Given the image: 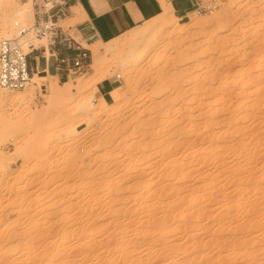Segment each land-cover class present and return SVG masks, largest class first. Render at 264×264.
<instances>
[{
    "label": "rangeland",
    "instance_id": "obj_1",
    "mask_svg": "<svg viewBox=\"0 0 264 264\" xmlns=\"http://www.w3.org/2000/svg\"><path fill=\"white\" fill-rule=\"evenodd\" d=\"M26 3L33 25L31 0L0 5V23ZM200 4L212 12L157 19L147 38L116 40V56L112 41L84 45L91 66L65 82L39 74L24 90L0 88L33 94L29 110L43 111L20 106L9 124L0 104V264H127L133 250L136 264H264V0ZM100 81L117 89L106 106ZM168 213L166 233L140 241Z\"/></svg>",
    "mask_w": 264,
    "mask_h": 264
},
{
    "label": "crops",
    "instance_id": "obj_2",
    "mask_svg": "<svg viewBox=\"0 0 264 264\" xmlns=\"http://www.w3.org/2000/svg\"><path fill=\"white\" fill-rule=\"evenodd\" d=\"M165 1L180 19L187 18L193 10L191 0ZM65 3L67 15L58 19L57 25L83 46L89 47L100 41L108 43L116 40L163 13L161 0H65ZM53 53L42 48L30 56L33 78L38 79L39 74H43L44 78H58L60 82L71 78L66 71L60 70ZM102 81L97 85L98 93L108 103L106 96L112 98L111 92L115 88L112 83Z\"/></svg>",
    "mask_w": 264,
    "mask_h": 264
},
{
    "label": "built area",
    "instance_id": "obj_3",
    "mask_svg": "<svg viewBox=\"0 0 264 264\" xmlns=\"http://www.w3.org/2000/svg\"><path fill=\"white\" fill-rule=\"evenodd\" d=\"M202 0H191L194 12L202 15L212 12L211 6H202ZM35 23L27 25L15 23L13 36L0 42V88L20 91L27 88L33 73L29 58L31 54L44 48L52 54L60 70L72 76L86 71L91 66L90 50L65 33L57 21L67 15L65 0H34ZM47 40V46L37 48L35 41ZM29 50V52H27ZM62 51V55H59ZM74 52V54H71ZM121 76H117V81Z\"/></svg>",
    "mask_w": 264,
    "mask_h": 264
},
{
    "label": "bare ground",
    "instance_id": "obj_4",
    "mask_svg": "<svg viewBox=\"0 0 264 264\" xmlns=\"http://www.w3.org/2000/svg\"><path fill=\"white\" fill-rule=\"evenodd\" d=\"M12 1V0H11ZM31 2H33V0H31ZM161 2H162V7H163V13L160 15V16H158L157 18H155V19H153V20H151V21H149V22H147V23H145L143 26H139V27H137V28H135V29H133L132 31H130V32H128V33H134V35H132V36H139L140 38H147L148 36H150V34H151V32L153 31V29H154V25L155 24H152V22L153 21H155V20H157V19H159V21L162 23V24H171V23H173V22H176V20H179V18L174 14V11H173V9H172V7H171V5L169 4V3H167L165 0H161ZM9 3V0H0V5L1 6H6L7 4ZM22 5V4H21ZM25 6L24 7H21V9H19V8H17L14 12H13V14L11 15L9 12H7L6 11V14H5V12H2V22L0 23V27H1V29L3 30V34L4 35H6V29H8L9 28V25H10V23L12 24H15V23H19V22H23L21 19L22 18H27V19H29V18H31V15L29 14V6H30V3H26V4H24ZM27 6V7H26ZM31 7H32V5H31ZM6 9V8H5ZM31 13V12H30ZM3 14H5L4 16H3ZM21 20V21H20ZM24 21H25V19H24ZM186 24V26H188V23H185ZM191 24V23H190ZM189 24V25H190ZM11 26H13V25H11ZM10 26V27H11ZM140 28H142V30L140 31ZM177 28V27H176ZM13 30V29H12ZM140 31L138 34H137V32L136 31ZM182 30V29H181ZM128 33H126V34H128ZM126 34H124V35H122L121 37H123V36H125ZM1 35H2V32H1ZM121 37H119V38H121ZM137 37H132V39L133 38H137ZM119 38H117L116 40H118ZM116 40H113L112 42H111V44L110 45H108L107 47H106V51L108 52V53H110V54H112V56H116L117 55V53L120 51V49L122 48V44L120 43V42H117ZM130 40H131V38H130ZM137 40V39H136ZM133 41V40H132ZM135 41V40H134ZM99 43H103V42H99ZM107 44V43H106ZM85 45V44H84ZM94 45L95 44H93V45H91V46H93L94 47ZM90 46V47H91ZM93 49H95V48H93ZM92 49V50H93ZM106 51H104V52H106ZM93 52H95V54L97 53V52H99V49L97 48L96 49V51L94 50ZM106 52V53H107ZM94 54V55H95ZM109 55V54H108ZM52 92H50L51 93V100L49 101V103L51 104L52 103V99L53 98H55L57 95H58V90H57V86L56 85H53L52 86ZM96 91L98 90V88H96L95 89ZM30 93V92H29ZM33 95V94H32ZM32 95H17V96H14V97H9L8 95H5V93L4 92H2V91H0V104H3L4 106H6L7 108H8V110L6 111L7 113H9V111L10 112H12L11 114H8L6 117H5V120L9 123V124H14L15 122H17V121H20V118H21V114H17V112H16V109L18 108V107H20V106H22L23 108H26V109H28V111H25V112H23L24 114H25V116H28V117H31V118H37L38 116H40L42 113H43V111L42 110H37L36 111V109L34 110V112H32L31 110H29V108H30V104H31V102L34 100V97L32 96ZM111 96H112V99H115L116 97H117V89L115 88L112 92H111ZM101 100H102V98H101ZM90 103L87 101L86 102V105H89ZM101 105L102 104H104L105 106L107 105L106 104V102H104V100L100 103ZM99 103L97 104L96 102H95V100H93V101H91V104H90V106H92L94 109H96V110H98V108H99V106L98 105H100ZM14 111V112H13ZM91 119L89 118L88 120H87V125H89V124H91ZM175 147V146H174ZM97 179V178H96ZM101 179V178H100ZM107 181V180H106ZM111 183H112V181H110ZM99 183V182H98ZM103 185H105V184H103ZM97 186V185H96ZM92 188V187H91ZM96 189V188H95ZM102 189V188H101ZM104 190V189H103ZM94 192H96V191H94ZM137 192H139V189L137 190ZM140 195V194H139ZM160 197V196H159ZM179 202V201H178ZM125 204V203H124ZM179 204V203H178ZM171 205H173V204H171ZM169 206V205H168ZM176 206V205H175ZM174 207V206H173ZM176 209V208H175ZM153 210V209H152ZM158 210V209H157ZM183 210V209H182ZM186 210V209H185ZM253 211H257L258 213L260 212V209L258 210V208H255V209H253ZM163 212V211H162ZM150 214H151V212H150ZM155 214V213H154ZM167 215V214H166ZM151 216V215H150ZM154 216V215H153ZM165 216V215H164ZM172 216L171 215H169V213H168V217H166L165 216V218L164 217H162L161 216V218H163V219H159V218H157L156 220H155V222H153L154 224H152V225H154L155 227H152V225H150L149 226V224H141L142 225V228L140 227V231L142 230V232H141V234H140V232H139V239H140V241H142V242H146L148 239H149V242H150V240L152 239V238H150L151 236H150V234L152 233V231H153V228H156V232L158 231H161V233L164 231H166L169 227H167V226H169V225H171V220H169V218H171ZM152 219V218H151ZM191 219L192 218H186L185 219V223L187 222H190L191 221ZM174 220V219H173ZM149 221L151 222L152 220H150L149 219ZM146 222V221H145ZM149 222V223H150ZM169 222H170V224H169ZM80 223V222H79ZM78 223V224H79ZM148 223V222H147ZM152 223V222H151ZM150 223V224H151ZM181 223V222H180ZM186 223V224H187ZM78 224L76 225H73V226H76V228H78L79 226H78ZM121 224V223H120ZM182 224V223H181ZM184 224V223H183ZM251 224V223H250ZM64 225H66V224H64ZM80 225V224H79ZM89 225V224H88ZM92 226H93V224H91ZM95 225V224H94ZM59 226H60V224H59ZM72 226V227H73ZM78 226V227H77ZM85 226V224L83 225V227ZM87 226V225H86ZM90 226V225H89ZM65 227V226H64ZM128 227V226H127ZM68 228V227H67ZM80 228V227H79ZM85 228V227H84ZM90 228H92L91 226H90ZM107 229H109V227L107 228ZM61 230V229H60ZM75 230V229H74ZM78 230V229H77ZM85 230H87V229H85ZM106 230V229H105ZM155 230V229H154ZM64 231V230H63ZM103 231V230H102ZM130 231V230H129ZM129 231H127V228H124V232H123V236L122 237H124V239H125V242H126V240L128 241V239H129V234H130V232ZM155 232V231H154ZM163 232V233H164ZM66 233V232H65ZM71 233V232H70ZM76 233H78V231L77 232H75L74 234H76ZM84 234L86 233L87 234V231L86 232H83ZM91 233V232H90ZM89 233V234H90ZM100 234H101V232H99ZM166 233V232H165ZM164 233V234H165ZM107 234V233H106ZM94 235V234H93ZM98 235V234H97ZM84 236V235H83ZM86 236H88V235H86ZM90 236H91V234H90ZM89 236V239L91 238ZM110 236V235H109ZM153 236V235H152ZM77 237V236H76ZM94 237V236H93ZM92 237V238H93ZM98 237L99 236H97V239H98ZM112 237H113V235H112ZM80 238H82V237H80ZM91 238V239H92ZM95 238V237H94ZM109 239H110V237H108ZM114 238V237H113ZM113 238H111L112 240H113ZM116 238V237H115ZM164 238V237H163ZM86 239V238H85ZM84 239V240H85ZM108 239V240H109ZM124 239H122V240H124ZM154 240H155V237L153 238ZM152 239V240H153ZM73 240V239H72ZM80 240V239H79ZM82 240V239H81ZM106 240V239H105ZM107 240V243H106V241L105 242H103V243H101L102 245H106L109 249H112L111 248V246H112V244L114 243H112V242H110L109 243V241ZM130 240V239H129ZM151 240V241H152ZM77 241H78V237H77ZM114 241H115V239H114ZM120 241H121V239H120ZM131 241V240H130ZM130 241H128V242H130ZM159 242H161L162 240H158ZM157 240L155 241V243L156 242H158ZM93 242V241H92ZM98 242V241H97ZM116 242V241H115ZM121 242H123V241H121ZM148 242V241H147ZM94 243V242H93ZM151 243V242H150ZM125 244H127V243H125ZM147 244V243H146ZM160 244V243H159ZM60 245V244H59ZM89 245V246H88ZM86 244V246H88V247H85V249H83L82 248V250H83V252L81 253V255H83L84 256V254H86L87 252V256L89 257V253H90V251H93L92 249H94V247L96 246H94L93 244ZM101 245V246H102ZM130 245H132L131 243H130ZM55 246H57V244L55 245ZM133 247V246H132ZM145 247V246H144ZM150 247H151V245H150ZM96 248V247H95ZM101 248V247H100ZM118 248V247H117ZM121 248V247H120ZM125 248H127L126 246H125ZM134 248V247H133ZM58 249V248H57ZM104 249V248H103ZM107 249V248H106ZM80 250V249H79ZM95 250V249H94ZM122 250V249H121ZM129 250V249H128ZM108 251V250H107ZM114 251V250H113ZM117 251V250H116ZM119 251V250H118ZM124 251V250H123ZM77 252H80V251H77ZM133 252H134V250H133ZM133 252H131L130 254H128V255H132V257H134V256H136V254L134 255L133 254ZM137 252V251H136ZM55 253V252H54ZM94 252H92V254H93ZM120 253V252H119ZM174 253V252H173ZM77 254V253H76ZM89 254V255H88ZM175 254V253H174ZM78 256H79V254H78ZM87 256H85V257H87ZM94 256V255H93ZM91 257V256H90ZM98 257V256H97ZM127 257H129V256H127ZM132 257H130L131 258V260L130 259H128L127 261H128V263L127 264H136V262H137V260L138 259H136V261H133L132 259ZM171 257H172V255H171ZM125 258V257H124ZM140 258H142V257H140ZM90 259V258H89ZM185 261V260H184ZM143 262H145L144 260H143ZM147 262H148V260H147ZM186 262V261H185ZM192 262H194V261H192ZM191 262V263H192ZM183 263V262H182ZM186 263H188V262H186ZM138 264V263H137ZM145 264V263H144ZM172 264H175V263H172ZM180 264V263H179ZM194 264V263H193Z\"/></svg>",
    "mask_w": 264,
    "mask_h": 264
}]
</instances>
